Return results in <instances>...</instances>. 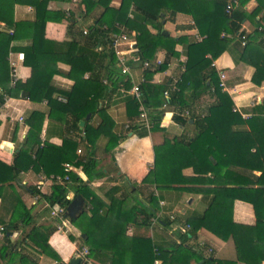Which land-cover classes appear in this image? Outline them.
<instances>
[{"label": "trees", "instance_id": "trees-1", "mask_svg": "<svg viewBox=\"0 0 264 264\" xmlns=\"http://www.w3.org/2000/svg\"><path fill=\"white\" fill-rule=\"evenodd\" d=\"M54 1L58 0H0V23L5 24V28L0 30V108L7 98L20 95L33 102L47 101L49 108L47 113H30L27 119L30 130L22 147L14 155L13 164L7 165L0 161V198L4 201L6 186L14 187L13 184L18 182L23 172L22 167L48 176L64 177L67 163L82 166L89 182L71 172L69 182L65 185L54 184L50 194L40 195L39 202L45 201L49 205L45 212H50L51 209L61 207L67 209L77 197L87 199L86 210L80 217L70 219V223L80 230L82 236L86 235V239L82 240L89 250L94 251L96 257L102 253L112 260L115 253L106 251L103 241L100 243L106 234L102 228H108L113 235H125L130 225L148 232L156 215L150 206L159 205L155 187L178 185L174 189L192 194L213 195L211 206L198 218L188 220L191 238L196 239L200 230H207L224 241L232 238L240 262L249 264L250 251L251 264H261L257 243L264 242V100L257 108L258 114L244 120L233 110V100L223 91L213 62L234 46L239 53L237 61L256 68L253 83L259 85L264 81L263 0H256L257 5L251 12L246 10L251 0H240L230 14L226 11L229 0H122L118 7L113 6L114 0H82L84 9L77 15H88L97 8L100 10L95 23L87 30L84 44L75 41L57 42L45 37L49 22L66 21L72 26L79 22L72 10L50 9L49 6ZM17 4L32 6L36 19L31 22H16L14 7ZM179 13L193 18L199 34L205 37L202 41L163 35L164 21ZM162 14L165 16L162 17ZM247 21L255 26V30L262 26L263 31L246 32L243 25ZM121 27L128 30L129 34L133 31L138 33L137 51L128 64L136 62L143 65L144 61H154L158 50L166 51V59L160 67L144 71L145 82L140 86L142 102L148 111L152 130H162L161 122L165 114L162 108L164 104H170L176 109L173 121L186 126L192 120L196 135L189 140L182 137L167 139L163 145L156 147L154 170L143 184L126 189L121 197L116 196L120 188L114 187L108 212L102 217L90 185L94 180L104 177L105 173L103 170L95 173L98 166L96 140L99 131L92 132L90 122L95 115L105 113L104 101L116 93L117 85L123 80L112 39V35L119 33ZM26 31L31 34L30 45L14 47L15 41L25 36ZM243 36L245 46L242 45ZM179 40L188 43V59L181 83L174 89L171 84H153V77L166 70L171 59L179 56L176 51ZM19 49L24 53V64L32 69V77L26 83L16 82L13 85L9 56ZM60 64L70 66L68 77L76 82L73 90L68 93L53 85L54 76L61 73ZM130 88L131 85H127V89ZM166 91L169 92V99L164 97ZM188 92L191 93L189 101ZM211 92L216 97V103L204 116L198 115L196 110H192V103ZM59 96L64 97L66 102L59 101ZM131 103L135 110H139L140 104L135 98L131 97ZM57 112L63 115L60 120L65 125L67 134L61 146L48 141L41 142L45 118H56ZM186 112L189 116L185 115ZM89 114L90 120L80 127V123ZM243 126H248L249 129L241 130ZM83 132L85 138L81 137ZM252 133H255L254 138L251 137ZM108 138L109 144L105 151H111L119 143L114 134ZM239 138H250V141L242 143ZM228 142L232 144V150H228ZM81 146L82 154L79 155L77 151ZM252 149L254 153L251 152ZM114 168L119 172L118 168ZM186 168H192L195 176H184L183 170ZM255 171L261 174L256 176L253 174ZM71 192L74 193V199L68 200ZM10 196L13 207L9 217L4 218L0 213V226L5 227L4 237L0 242V264H36L33 254L27 249V246L31 247L33 244L41 249L39 253L60 261L49 245V238L57 228L45 224L40 226L32 219V209L27 208L15 190L11 191ZM239 200L253 206L257 217L255 226L241 225L233 220V207ZM1 207L0 203V210ZM65 217L67 218V214ZM94 227L98 228L95 232L99 234L100 245L93 242ZM133 242L131 252L139 255V261L155 264L160 258L163 260L162 264H169L170 259L164 252L169 255L171 252L162 250L160 256H155V249H160L150 238H138L135 235ZM175 246L172 249L174 255L182 252L188 256V262H201L200 255L192 247L184 244ZM173 260L176 261V258ZM203 264L211 263L205 260Z\"/></svg>", "mask_w": 264, "mask_h": 264}, {"label": "crops", "instance_id": "crops-1", "mask_svg": "<svg viewBox=\"0 0 264 264\" xmlns=\"http://www.w3.org/2000/svg\"><path fill=\"white\" fill-rule=\"evenodd\" d=\"M121 1L114 0L113 6L118 7ZM256 5V0H251L246 6V10L251 12ZM49 8L52 10H72V12L76 13L77 20L79 21L76 26H72L66 21L62 23L49 22L46 25L45 37L57 42L75 41L79 44H84L87 40V33L85 34L84 31H87L90 25L95 23L96 17L100 13V10L97 8L88 15H83V13L81 16L77 15L84 9L82 0H58L51 2ZM262 8L264 11V0ZM14 15L16 22H31L36 19L35 9L28 5H15ZM164 22L165 30L169 33V36L177 39L186 37L189 41H197L196 34L199 32L191 16L179 13ZM3 28H5V24L0 23V30ZM243 29L248 33H253L255 26L247 21L243 25ZM26 32L27 34L25 36L15 41L14 47L22 48L30 45L31 34L29 31ZM131 34L135 38L138 35L136 31H133ZM123 48H126L125 54L129 59L137 51V47L134 48V46V49H129V51H127L128 46H123ZM176 51L179 53V56L171 59L166 70L158 72L153 77L151 80L153 84H171V88L173 87L174 89L177 84L181 83L183 69L186 70V62L188 59V43L179 40L176 45ZM11 53L17 65V81L22 83L28 82L32 77V69L24 64V60L19 61L17 59V54L23 53V51L19 49ZM238 57L239 53L236 51V48L231 46V49L229 48L224 51L214 61L213 67L219 78L221 73L226 75L223 91L231 96L234 109L238 110L237 113L244 120H247L252 116H256L258 114V106L262 105L264 100V81L259 85L253 83L256 68L245 62L237 61ZM155 59H160L164 63L166 51L164 49L158 50ZM128 66L130 73L123 75V80L117 85L116 93L104 101L105 113L95 115L90 122L92 132L94 130L99 131L98 139L96 140L98 166L95 173L102 170L105 173L104 177L94 180L90 185L93 194H95L94 201L96 206L100 208L102 217H105L108 212L109 200L114 187L120 188L116 196L121 197L124 195L126 189L129 190L134 185L139 186L143 184L144 180L154 170L156 147L163 145L167 139L173 140L182 137L189 140L193 139L196 135V129L192 120L186 126H181L173 121V115L176 109L174 105L170 104L162 108V110H165L164 118L161 122L162 130L154 131L151 127L148 128L146 125L138 123L140 112L134 109L131 103L132 95L127 92L134 85L141 83L144 78V70L143 65L140 63L135 62L128 64ZM70 69V66L60 64L59 70L61 73L55 75L53 78V85L62 92L68 93L72 91L76 84L75 80L68 77ZM87 77L88 75L85 78ZM127 85H131V88L127 89ZM187 99L188 101L191 100V93L189 92L187 93ZM215 103L216 97L211 92L203 95L195 103H192L191 108L192 110H196L198 115L204 116L208 112V109ZM48 110L47 101L33 102L21 95L6 99L4 106L0 108L1 162L7 165L13 164L15 159L14 155L22 147L30 130V126L27 124L30 113L33 111L47 113ZM185 115L189 116L188 112ZM262 116H264V112ZM20 117L25 118V124L18 122ZM55 117L49 118L47 116L45 118L42 127L41 142L46 143L48 141L57 146H61L67 134L65 125L60 120L63 115L57 112ZM128 125H131L130 128H127ZM243 129L248 130L249 127L243 126L241 130ZM111 134L117 136L119 143L111 151H105L106 146L109 144L108 136ZM92 136L95 137V135ZM254 136L255 133H252L251 137L254 138ZM239 140L242 143H247V141H250V138H239ZM231 145L228 142V150H232ZM80 149H83V146ZM251 152L254 153V149ZM73 166L72 174H76L83 181L89 182L87 175L83 171V167ZM114 167L118 168L119 172ZM22 168L23 172L19 176V183H14V187L10 188L6 186L4 201L0 198V203L2 204L0 213H2L4 218L9 217L8 214L13 207V200L10 195L11 191L15 190L21 196L27 208L32 209L33 221L37 222L40 226H43V224L49 225V222L53 223V220L49 218L50 212H45L47 203L45 201L44 203L39 202V199H41L40 195L50 194L53 186L47 185L44 187L43 192L38 191L36 185L39 181V176L44 173L36 172L34 169H27L26 167ZM253 174L259 176L261 173L255 171ZM183 175L192 177L195 176V173L192 168H186L183 170ZM177 186L175 185L174 187ZM174 187H155L154 192L156 197L159 198V205L158 207L150 206L151 210L156 212V215L152 220V225L148 232L136 225H130L125 235L122 233L113 235L112 231L108 228H102L106 234H104L100 243L103 241L102 245L106 251L115 253V257L112 260L102 253L96 257L94 251L89 250L88 246L82 240L86 239L83 237L85 234L83 236L81 235L80 230L70 223L71 218L68 216L64 228L62 230L58 228L49 238V245L60 261L50 258L44 253H35L29 246H27V249L31 255L33 254L32 256L36 264H68L74 255L79 254L83 248H86L90 252L89 258L92 264H109L110 262L112 264H144L147 261H139V255L136 256L134 252H131L134 243L133 236L136 235L138 238L147 237L152 240L154 245L160 249V251L157 248L155 249V256L157 257L160 256L162 250L171 252L170 255L164 252V255L170 259L169 264H203L205 260L211 264H221L222 262L224 264H229L230 262L247 264V262H240L238 260V253L232 238L224 241L207 230H200L196 239L191 238L189 234L191 227L189 226L188 220L201 216L211 206L213 195L182 192L177 188L174 189ZM37 191L40 193L36 194ZM68 196L72 200L74 199L73 192ZM85 210L86 208L84 207ZM233 220L241 225L255 226L257 217L253 206L244 201H236L233 207ZM84 221L86 222V220ZM52 225L55 227L54 223ZM95 229L98 228L94 227L95 239L93 242L96 245H100L99 234L97 231L95 232ZM1 241L2 239H0ZM175 244H184L187 247H192L200 255L201 262L198 263L194 260L188 262V256L185 253L182 254V252L174 255L172 249L176 247ZM257 246L261 264H264V242H258ZM253 257L255 259V255ZM175 258L176 261L173 260ZM248 258L249 264H251L252 252L250 251ZM162 262L163 260L158 258V264H162Z\"/></svg>", "mask_w": 264, "mask_h": 264}, {"label": "built area", "instance_id": "built-area-1", "mask_svg": "<svg viewBox=\"0 0 264 264\" xmlns=\"http://www.w3.org/2000/svg\"><path fill=\"white\" fill-rule=\"evenodd\" d=\"M240 0H229L228 5L226 7V11L228 14H230L238 5H239ZM130 17H132V15H130ZM263 31V27L260 26L258 29H256L254 31L255 32H262ZM84 33L86 34L87 31H84ZM223 36H225V34H223ZM112 39H113V48L115 50L116 56L118 57V60L120 62L121 65V71L123 75H128L130 73V68L128 66V62L132 59H129L127 57V55L125 54L126 48H123V46H128L127 51H129V49H134L133 46L135 44H137L136 38L134 36H132V34H129V32L121 27L120 28V32L119 33H115L112 35ZM196 39L197 41H202L204 38L197 33L196 34ZM243 41H242V45L245 46V36H243ZM17 59L19 61H23L24 60V53H18L17 54ZM9 64H10V68H11V79H12V84L15 85L17 81V65L16 62L13 59V54L10 53L9 56ZM162 61L160 59H154V61H144L143 62V70H147V69H153L155 67H160L162 65ZM213 66H214V62H213ZM185 71V69H183ZM220 81H221V86L224 89V80L226 78V75L224 73L220 74ZM145 82V79L143 78L141 83ZM141 83L134 85L130 91H128L127 93L131 94L133 98H135L139 104H140V108H139V118H138V123L139 124H144L146 125L148 128H150L151 122L149 120L148 117V111L145 107V105L142 102V91H141ZM164 97L166 99H169V92L166 91L164 93ZM59 101L61 102H66V99L64 97H60ZM167 104H164V107ZM235 112H238V110L234 109ZM18 122L25 124L26 120L24 117H20ZM131 125H128L127 128H130ZM82 138H85V133L83 132L81 134ZM77 153L79 155L82 154V149H78ZM74 164L71 163H67L65 165V176H55V175H46V174H41L39 176V181L37 183V190L40 192L44 191V187L45 186H53L54 184H61V185H65L67 182L70 181V173L73 170V166ZM68 200H72L70 198V196L67 197ZM46 207H49V205L47 204ZM51 214L52 216L56 217L57 219H59L61 221V224L58 226L59 230H62L64 228L65 223L67 222V218L65 217V215L67 214V209L64 207L58 208V209H51ZM4 232H5V227L4 226H0V239H2L4 237ZM79 255H81L84 258V264H92L91 260L89 258L90 256V252L86 249L83 248ZM155 264H158V261L155 262Z\"/></svg>", "mask_w": 264, "mask_h": 264}, {"label": "water", "instance_id": "water-1", "mask_svg": "<svg viewBox=\"0 0 264 264\" xmlns=\"http://www.w3.org/2000/svg\"><path fill=\"white\" fill-rule=\"evenodd\" d=\"M162 17H164V14H162ZM163 35L169 36V33L166 30H164ZM134 48H136V44L134 45ZM90 117L91 115L89 114L86 120L80 123V126L83 127L86 121H88ZM84 207H85V200L82 197L75 198L67 208V216L71 219L77 218L79 215L83 213ZM83 237L86 238V235H84ZM61 264H65V263H61ZM68 264H84V258L77 253L74 255V257L70 260Z\"/></svg>", "mask_w": 264, "mask_h": 264}, {"label": "rangeland", "instance_id": "rangeland-1", "mask_svg": "<svg viewBox=\"0 0 264 264\" xmlns=\"http://www.w3.org/2000/svg\"><path fill=\"white\" fill-rule=\"evenodd\" d=\"M165 16V15H164ZM49 218H51L52 220H53V223H54V225H55V227H57V229H58V226L61 224V221L59 220V219H57L56 217H54V216H52V214H51V211H50V214H49ZM51 221V220H50ZM47 223H48V221H47ZM52 222H49L48 224L49 225H52L53 224ZM53 226V225H52ZM31 250L33 251V252H35V253H39V252H41V249L37 246V245H35V244H33L31 247ZM50 257V256H49ZM51 258V257H50Z\"/></svg>", "mask_w": 264, "mask_h": 264}]
</instances>
